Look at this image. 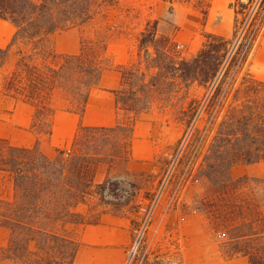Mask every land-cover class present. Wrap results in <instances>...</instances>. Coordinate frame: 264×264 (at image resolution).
I'll list each match as a JSON object with an SVG mask.
<instances>
[{
    "label": "trees",
    "instance_id": "1",
    "mask_svg": "<svg viewBox=\"0 0 264 264\" xmlns=\"http://www.w3.org/2000/svg\"><path fill=\"white\" fill-rule=\"evenodd\" d=\"M107 1L0 0V19L15 29L0 48V72L15 55L2 75L1 92L32 107L30 128L36 135L31 146L0 139V174L11 183L10 197H0V227L9 231L0 264H73L78 242L63 225L85 223L89 209L82 214L76 207L91 198L118 210L128 202L116 194L124 181L97 182L96 175L102 165L128 162L137 117L155 104L184 126L164 175L179 168V185L205 184V194L190 208L206 214L210 223L222 219L224 229H212L222 238L225 258L243 256L247 264H264V179L231 174L237 164L264 162V81L249 72L264 34V0H229V36L204 33L188 59L177 57L171 42L159 37L158 20L148 23L135 61L120 68L118 86L110 90L125 121L79 123L69 147L49 155L41 137L52 135L56 99L61 110L81 118L108 68L105 41L85 40L79 52L56 56L52 36L84 26ZM246 182L256 190L243 194L240 185Z\"/></svg>",
    "mask_w": 264,
    "mask_h": 264
},
{
    "label": "rangeland",
    "instance_id": "2",
    "mask_svg": "<svg viewBox=\"0 0 264 264\" xmlns=\"http://www.w3.org/2000/svg\"><path fill=\"white\" fill-rule=\"evenodd\" d=\"M227 3L228 0L176 1L173 4L167 0H108L103 7H98V15L84 26L55 34L52 49L56 56L79 52L85 40L105 41L108 68L104 72L99 88L92 90L90 101V105L99 103L104 110L101 113L92 112L93 114L89 115L90 122L108 123L112 121V116L115 117L116 123L125 121L114 108L113 97L107 92V87L112 86L113 75L120 77L121 67L135 61L140 33L144 31L148 23L158 20L159 37L171 42L173 53L177 57L188 59L200 48L204 41V33L229 36L233 14L228 9ZM14 59L15 55L12 53L5 68L0 72V84L2 75L12 65ZM257 70L259 69L251 65L250 75H255ZM55 106V113L66 112L61 110L59 99H56ZM31 116L21 102H13L4 97L0 88V139L12 145L31 146L36 139V135L30 128ZM52 120L53 117L51 122ZM202 125L203 122H200L199 126ZM183 130L184 126L175 122L159 104H155L152 109L139 115L135 139L138 140L137 142L142 139L154 140L161 152L159 158L153 160L151 157L141 155V149L144 147L142 145L146 143L141 145L139 142L136 155L138 158L131 163L121 161L109 167L102 165L98 169L95 180L102 181L109 177L124 181L125 187L121 186L116 194L128 197L129 200L118 210L113 204L99 203L96 198H91L83 207V209H89L86 215L87 223L95 222L100 213L108 212L127 215L132 224L141 204L144 205L149 200H157L160 197L142 243L134 252L130 253L131 248L128 251V256L130 254L131 258L127 264H198L206 255V251H198L192 247L197 242L194 238L193 240L187 234L180 232L174 225L173 215L179 210L170 206L172 185L168 183L167 188L162 193L159 192L165 163L171 158L178 141L183 136ZM60 133L59 129H55L52 137H41V148L45 153L51 155L53 149L69 147L72 137L68 141H62ZM178 170L179 168L174 172L175 175ZM235 174H238V171ZM128 183L133 184L135 188L129 187ZM240 187L243 194L256 190V186L251 182H246ZM186 188L176 196H180V200L186 203L184 207H194L193 202L205 194L206 186L202 183ZM10 193L11 183L8 176L0 174V197L8 198ZM180 209L182 210V207ZM220 221L211 220L208 224L209 228L223 230L224 228L219 224ZM215 234L216 240L221 242L220 235L217 232ZM8 236L9 231L0 227V247L5 246ZM220 253L224 256V250L221 248Z\"/></svg>",
    "mask_w": 264,
    "mask_h": 264
},
{
    "label": "crops",
    "instance_id": "3",
    "mask_svg": "<svg viewBox=\"0 0 264 264\" xmlns=\"http://www.w3.org/2000/svg\"><path fill=\"white\" fill-rule=\"evenodd\" d=\"M14 31L15 29L10 23L0 19V48H4L8 45ZM54 36H52V41ZM252 66H255L256 69L259 70H257L255 75L252 74L251 76L257 80L264 81V36H262ZM119 79L120 77L118 78L117 75H113L112 86L107 87V92L110 93V90H113L118 86ZM91 95L92 92L90 93L86 110L81 118L78 115L69 112H62L60 114L55 113L53 115L51 137L53 136L55 129H59V131H61V140L68 141L73 137L79 123H82L84 126H113L116 124V119L113 116L112 121L108 123L90 122V114L95 112L101 113L104 110L103 106L99 105V103L90 105ZM21 104L24 106L25 110L28 111V115H32V107L24 103ZM136 124L137 120L134 125L131 154L130 159L127 162L128 164L138 158L136 155L138 154L139 142H141V145L146 143V145H142V147H144L141 149V155L151 157L154 160L158 158L161 153L154 140L147 141L142 139L137 142L138 140L135 139ZM236 171H238V174H235ZM231 174L232 177L246 176L264 179V162H257L248 165L237 164L232 168ZM84 206V204L78 205L76 211L82 214L86 213L87 210L83 209ZM177 210L179 211H175L173 215L174 225H176L177 230L187 234L197 241L192 246L194 249L198 251H206V255L202 257V262L198 264H247L246 257L235 256L233 258H225L221 255L219 248L220 240H216L217 238L214 230L209 228V221L206 214L192 210L190 207H183L182 210L178 208ZM63 228L78 242V250L73 264H126L128 251L132 243L131 221L127 215L102 212L98 215L96 222L65 223Z\"/></svg>",
    "mask_w": 264,
    "mask_h": 264
},
{
    "label": "built area",
    "instance_id": "4",
    "mask_svg": "<svg viewBox=\"0 0 264 264\" xmlns=\"http://www.w3.org/2000/svg\"><path fill=\"white\" fill-rule=\"evenodd\" d=\"M176 157H177V153L175 154L173 159L175 160ZM177 176L178 174L171 175V173H166L161 179L162 181H161L160 189H159V192L162 193L164 189L167 188L168 183L172 185L171 192H173V194H172V201L170 202V206H173V209H177L180 207L183 208L184 205L186 204L182 202V200H180V196H176L178 195V193H180V191L187 189L186 186L184 185L182 186V185H179V183H176L177 179H179L177 178ZM159 198H157V200L156 199L149 200L144 205L141 204L139 206L138 213L133 218V221L131 224L132 243L130 246L131 248L130 253L134 252L136 248L142 243L146 230L148 229V226L152 221L155 207L160 200ZM130 258H131V255L129 254L126 264L130 260Z\"/></svg>",
    "mask_w": 264,
    "mask_h": 264
}]
</instances>
